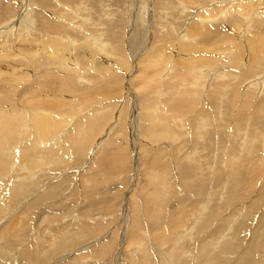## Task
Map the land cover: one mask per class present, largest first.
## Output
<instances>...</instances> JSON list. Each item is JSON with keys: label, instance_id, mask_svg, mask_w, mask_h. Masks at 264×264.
Returning <instances> with one entry per match:
<instances>
[{"label": "rangeland", "instance_id": "rangeland-1", "mask_svg": "<svg viewBox=\"0 0 264 264\" xmlns=\"http://www.w3.org/2000/svg\"><path fill=\"white\" fill-rule=\"evenodd\" d=\"M0 261L264 264V0H0Z\"/></svg>", "mask_w": 264, "mask_h": 264}, {"label": "bare ground", "instance_id": "bare-ground-1", "mask_svg": "<svg viewBox=\"0 0 264 264\" xmlns=\"http://www.w3.org/2000/svg\"><path fill=\"white\" fill-rule=\"evenodd\" d=\"M59 104H60V103H59ZM108 241H109V240H108ZM112 246H113V245H112ZM105 249H106V248H105ZM97 252H98V251H97ZM101 253H102V252H101ZM101 256H102V255H101ZM87 261H88V260H87ZM117 263H118V262H117ZM0 264H2L1 261H0Z\"/></svg>", "mask_w": 264, "mask_h": 264}]
</instances>
